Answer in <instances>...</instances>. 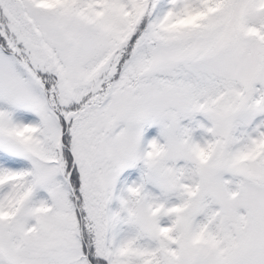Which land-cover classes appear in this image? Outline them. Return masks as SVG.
<instances>
[{
    "label": "snow or ice",
    "instance_id": "1",
    "mask_svg": "<svg viewBox=\"0 0 264 264\" xmlns=\"http://www.w3.org/2000/svg\"><path fill=\"white\" fill-rule=\"evenodd\" d=\"M0 264H264V0H0Z\"/></svg>",
    "mask_w": 264,
    "mask_h": 264
}]
</instances>
